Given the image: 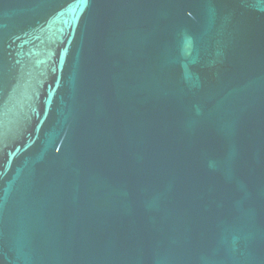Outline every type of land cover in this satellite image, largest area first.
<instances>
[{"label":"water","instance_id":"obj_1","mask_svg":"<svg viewBox=\"0 0 264 264\" xmlns=\"http://www.w3.org/2000/svg\"><path fill=\"white\" fill-rule=\"evenodd\" d=\"M0 264H264V0H0Z\"/></svg>","mask_w":264,"mask_h":264}]
</instances>
